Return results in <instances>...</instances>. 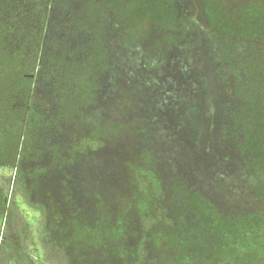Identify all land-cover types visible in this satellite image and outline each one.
Listing matches in <instances>:
<instances>
[{
    "label": "trees",
    "instance_id": "16d2710c",
    "mask_svg": "<svg viewBox=\"0 0 264 264\" xmlns=\"http://www.w3.org/2000/svg\"><path fill=\"white\" fill-rule=\"evenodd\" d=\"M127 6L124 0H0V165L15 168L27 192L40 190L49 219L72 194L62 184L74 180L67 170L76 161L83 172L76 186L89 179L113 187L100 174L111 182L110 164L102 161L110 139L128 142L121 134V113L130 115L138 99L159 84L166 89L163 72L173 64L179 75L181 66L198 79L205 100L198 121L204 154H212L215 139L221 144L231 136V146L244 152L243 173L260 205L224 213L202 190L184 189L180 181L178 189L190 194L188 207L198 224L184 226L186 238L196 239L181 235L176 248L185 251L183 243L201 251L211 248L229 264L264 261V4L241 7L237 16L219 0H128ZM125 7L134 16L125 14L126 22ZM201 37L209 44L207 60L198 55ZM218 72L225 87L216 80ZM186 92L184 86L180 99ZM142 118H135L137 126L147 122ZM93 144L102 147L98 156L90 150ZM129 144L124 146L133 156L125 163L142 171L156 163L150 145ZM120 170L123 166L112 173L122 179ZM51 174L61 178L52 181ZM159 182L153 179V186ZM81 191L75 219L82 215L79 221L86 226L74 223L72 241L103 234L102 226L89 224ZM63 217L74 222L67 213ZM55 220L50 219L52 229Z\"/></svg>",
    "mask_w": 264,
    "mask_h": 264
},
{
    "label": "rangeland",
    "instance_id": "374dc122",
    "mask_svg": "<svg viewBox=\"0 0 264 264\" xmlns=\"http://www.w3.org/2000/svg\"><path fill=\"white\" fill-rule=\"evenodd\" d=\"M219 3L227 11H234L233 16H237L241 7L264 4V0H219ZM124 4L127 6L128 0H124ZM127 7L121 11L125 22L129 20L125 16L129 15ZM108 12L113 17L119 14L111 9ZM129 16L134 18L133 15ZM203 41L201 37L199 45L203 46V52L198 53L200 57L210 53L209 44L203 45ZM189 63L191 66L196 64L192 61ZM175 67L178 66L170 64L162 74H166V89L159 84L156 88L159 90L147 92L141 96L142 99H138L128 111L130 115L121 113V120L125 116V130L122 129L121 134L128 141L124 144L128 147L131 142L150 145L156 163H149L143 171L134 169L124 162L131 161L133 156L127 146L110 139L107 156H103L102 161L110 164L108 171H111V182L107 175L100 176L103 180L107 179L109 184L112 183L113 187L89 179H83L76 186L75 178L79 183L80 174H83L76 161L67 170L74 180L62 184L64 188L68 186L72 193L67 198L68 204L61 200L62 213L57 210L58 213L50 218L56 219L57 226L54 229L49 226L50 213L44 210L47 208L43 205L46 199L40 190L27 192L19 181L17 170L0 165V264H229L227 258H219L218 251L211 248L201 251L194 244L190 249L184 243L187 247L185 251L176 248L181 235L185 240L196 239L195 236L194 239L186 238L184 226L198 224L188 207L190 194L179 190L180 184L183 183L184 189L193 186L195 190H202L207 201L224 213L230 210H253L260 204L243 173L244 152L239 147L236 149L231 146V136L221 144L215 139L212 154H204L201 126L198 127L200 111L205 105L204 98L200 97V82L186 75L181 66L179 75L175 74L172 70ZM128 75L129 72H126ZM215 77L219 82V72ZM219 84L225 87L223 80ZM127 85L128 82L123 83V87L127 88ZM184 86L188 93L180 99L178 93ZM94 103L100 105L102 111L101 100ZM95 109L98 115L97 106ZM115 115L119 116L120 113ZM206 115L208 113L203 116ZM142 117L148 124L137 126L135 118ZM198 129L200 137L197 135ZM99 147L101 145L93 144L90 150L97 152L98 156ZM217 155L218 158H215ZM141 158L145 161L144 157ZM88 162L93 168V161ZM121 166L122 179H119L112 171L115 173ZM59 177L61 175L51 174L49 179L54 181ZM153 179L160 181L158 187L153 186ZM50 182L46 183L48 187ZM81 190L86 197L87 220L92 227L102 226L99 232L103 234L81 236L72 241L70 235L74 223L82 218L81 215L75 219V202L82 197L83 194L79 193ZM66 213L71 216L70 220H74L73 223L69 224L64 219ZM258 264H264V261Z\"/></svg>",
    "mask_w": 264,
    "mask_h": 264
}]
</instances>
